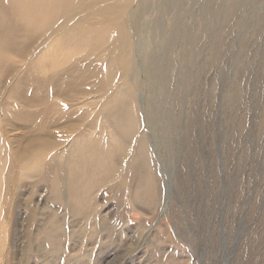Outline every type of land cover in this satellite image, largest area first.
<instances>
[{
    "label": "rangeland",
    "instance_id": "obj_1",
    "mask_svg": "<svg viewBox=\"0 0 264 264\" xmlns=\"http://www.w3.org/2000/svg\"><path fill=\"white\" fill-rule=\"evenodd\" d=\"M29 1L0 0V264H264V0Z\"/></svg>",
    "mask_w": 264,
    "mask_h": 264
},
{
    "label": "bare ground",
    "instance_id": "obj_2",
    "mask_svg": "<svg viewBox=\"0 0 264 264\" xmlns=\"http://www.w3.org/2000/svg\"><path fill=\"white\" fill-rule=\"evenodd\" d=\"M27 1H29V0H27ZM32 1H34V0H30V1H29V2H30L29 4H30V5L33 4V5H32V8H33V6H34V9L36 8L37 3H39L38 5H40V3L42 2V1L39 2L38 0H37V1L35 0V1H36V4H35V3H33ZM35 1H34V2H35ZM45 1H46V0H45ZM52 1H54V0H52ZM62 1H63V0H61L60 2L58 1V6H60L59 3H62ZM67 1H68V0H67ZM67 1H65V2H67ZM85 1H86V0H85ZM47 2H48V1H47ZM47 2H46V4H51L50 1H49V3H47ZM68 2H69V1H68ZM53 3H54V2H53ZM41 5H42V4H41ZM54 5H55V8H57V7H56L57 5H56V4H54ZM44 6H47V5H44V3H43V7H42V8H45V10H46L47 7H44ZM42 8H40V6H39V9H41V10L38 9V11H37V9H36V11H35V13H36V12H39V13L41 12L40 15H39V17H40L41 14L43 13ZM48 8H51V7H48ZM48 8H47V9H48ZM59 9H62V6H60V8L58 7V10H56V9H55V10L58 11V12H60ZM55 10L53 9V12H54ZM51 11H52V10H51ZM61 11H62V14H63V10H61ZM44 13H45V11H44ZM46 13H47V11H46ZM48 13L51 14L50 11H49V9H48ZM48 13H47V14H48ZM60 13H61V12H60ZM52 14H53V13H52ZM54 14L56 15L55 12H54ZM55 15H53V16L55 17ZM51 16H52V15H51ZM56 16H57V15H56ZM41 17H43V15H42ZM54 17H53V18H54ZM59 17H60V14H59ZM59 17H58V18H59ZM56 18H57V17H56ZM42 19H43V18H42ZM46 20H48V18H47ZM41 21L43 22V21H45V20L43 19V20H41ZM48 21H49V20H48ZM48 21H46V22L48 23ZM52 22H53V20H52ZM47 26H48V25H47ZM56 29H57V28H56ZM121 31H122V30H121ZM120 34H121V32H120ZM124 34H125V33L123 32V34H121V37H123ZM126 35H127V34H126ZM119 37H120V36H119ZM125 38H126V36H125ZM127 39H128V38H127ZM121 40H122V39H121ZM125 41H126V40H125ZM125 41H124V42H125ZM116 42H117V41H116ZM125 43H126V42H125ZM125 43H124V44H125ZM127 43H128V41H127ZM120 44H121V43H120ZM121 45H122V44H121ZM121 48H122V47H121ZM121 48H120V49H121ZM124 48H125V46H124ZM115 50H118V48L116 47ZM121 50H123V49H121ZM116 53H117V51H116ZM118 56H119V54H118ZM118 56H117V57H118ZM121 57H122V55H121ZM122 58H123V57H122ZM121 64H122V63H121ZM121 66H122V65H121ZM124 68H125V67H124ZM124 68H123V69H124ZM121 69H122V68H121Z\"/></svg>",
    "mask_w": 264,
    "mask_h": 264
}]
</instances>
